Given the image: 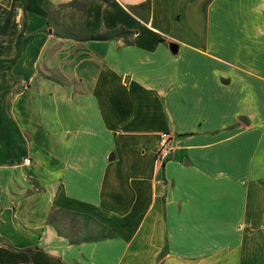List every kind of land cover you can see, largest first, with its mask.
<instances>
[{
  "label": "crops",
  "instance_id": "crops-1",
  "mask_svg": "<svg viewBox=\"0 0 264 264\" xmlns=\"http://www.w3.org/2000/svg\"><path fill=\"white\" fill-rule=\"evenodd\" d=\"M199 1L0 0V264H264V0Z\"/></svg>",
  "mask_w": 264,
  "mask_h": 264
},
{
  "label": "rangeland",
  "instance_id": "rangeland-1",
  "mask_svg": "<svg viewBox=\"0 0 264 264\" xmlns=\"http://www.w3.org/2000/svg\"><path fill=\"white\" fill-rule=\"evenodd\" d=\"M233 2L234 1H238V0H232ZM200 3H199V7H202L203 9H205L206 8V6H204V4L206 5L207 3H208V0H200L199 1ZM234 5V4H233ZM201 8V9H202ZM64 16H65V18L67 19L68 18V14L67 15H65L64 14ZM71 16H74V15H71ZM195 16H196V13H190L189 14V20L187 21V24H188V34L186 35V34H184L185 36H187L188 38H197V37H195V35L193 34V32L194 33H200V36L202 37V35H204V33H205V31H206V29H207V27H205V21H204V18H205V13H201L199 16H200V28L198 27V22L196 21V18H195ZM72 18H74V17H72ZM237 22H240V23H242L241 22V19L239 20V19H237L236 20ZM235 25H236V30H234L235 29ZM240 25H238V23H236V24H234V27L232 28V26L230 27V30L231 31H235L236 32V36H237V33L238 32H242V30H243V28L240 26ZM233 29V30H232ZM214 32H218V33H220V35H221V37H224V36H226V34L227 33H230L229 32V27H228V25H225L224 23H219V25H218V27H215L214 28V30H213ZM178 32V31H177ZM122 37H125L126 35H124V34H122L121 35ZM240 36H238V38H239ZM198 39V38H197ZM202 39V38H201ZM235 39V38H234ZM239 39H237V37H236V39H235V44H236V41H238ZM198 41H199V43H200V39H198ZM226 57H232L233 58V60H236L237 61V63L238 64H243V65H249V63L251 62L252 64H256V63H261V66H263L262 64L264 63V55L263 56H259L258 54H249L248 52H246L245 51V49H244V51L243 50H241V48H239V47H235V49L234 50H232L231 51V55H230V52H226ZM231 60V59H230ZM247 63V64H246ZM206 64H207V62H206ZM208 66V65H207ZM210 66H211V64H210ZM213 66H214V64H213ZM209 67V66H208ZM209 69H210V67H209ZM221 69V68H220ZM219 69V70H220ZM226 72H232L233 70L231 69V68H227L226 70H225ZM224 71V72H225ZM261 71V73L262 74H264V68H260L259 69V72ZM208 72V74H207V76L208 75H210V76H212L213 74H212V71L211 72H209V71H207ZM235 75L234 76H232V78L237 82V81H239V80H241V79H243L244 81H245V84H247L248 86H253V87H256L260 82L256 79V78H254V77H246V75L245 74H241L239 71H236L235 70ZM243 75V78H241V77H239L238 75ZM245 76V77H244ZM212 78V77H211ZM206 85H208L207 83H205V86ZM258 87V86H257ZM213 89V90H212ZM221 91V90H220ZM217 92V90H216V85L215 84H212V86H211V88L210 89H206L205 91H204V97L202 98V100H201V102L203 103V105L204 104H208L209 103V105L211 104V102L212 101H214L215 103H217V96L218 95H220V99H222L223 101H224V97H225V95H222L221 94V92ZM231 91H233L234 92V94H231V92H229V96L230 97H238L239 96V91H238V87H237V85H235V86H233V87H231ZM219 101V100H218ZM158 120H160L161 121V123L163 122V119H161V117H158ZM196 238H193V240H195Z\"/></svg>",
  "mask_w": 264,
  "mask_h": 264
},
{
  "label": "built area",
  "instance_id": "built-area-1",
  "mask_svg": "<svg viewBox=\"0 0 264 264\" xmlns=\"http://www.w3.org/2000/svg\"><path fill=\"white\" fill-rule=\"evenodd\" d=\"M70 1V0H66ZM160 144L157 150V160L158 162H162V165L165 164L171 157L174 149L173 145V137L169 133H162L160 136ZM29 160L25 161V164H29Z\"/></svg>",
  "mask_w": 264,
  "mask_h": 264
},
{
  "label": "trees",
  "instance_id": "trees-1",
  "mask_svg": "<svg viewBox=\"0 0 264 264\" xmlns=\"http://www.w3.org/2000/svg\"><path fill=\"white\" fill-rule=\"evenodd\" d=\"M124 33L126 34V31L124 29L120 28V29L111 31L109 34L90 36V38H91V40H95V41H103V40H108V39H112V38H115V37H119V36H121ZM21 38H22V34L19 35L18 40H17V44H16L17 54L15 56V59L18 58V56L20 54ZM157 163H159L158 160H157Z\"/></svg>",
  "mask_w": 264,
  "mask_h": 264
},
{
  "label": "water",
  "instance_id": "water-1",
  "mask_svg": "<svg viewBox=\"0 0 264 264\" xmlns=\"http://www.w3.org/2000/svg\"><path fill=\"white\" fill-rule=\"evenodd\" d=\"M171 48H172V50L174 51V52H176V50H177V46L175 45V44H172L171 45ZM239 121H241L244 125H249V121H248V119L245 117V116H241V117H239ZM185 164H188L189 165V162H184Z\"/></svg>",
  "mask_w": 264,
  "mask_h": 264
},
{
  "label": "bare ground",
  "instance_id": "bare-ground-1",
  "mask_svg": "<svg viewBox=\"0 0 264 264\" xmlns=\"http://www.w3.org/2000/svg\"><path fill=\"white\" fill-rule=\"evenodd\" d=\"M159 164L162 166V162H159Z\"/></svg>",
  "mask_w": 264,
  "mask_h": 264
}]
</instances>
